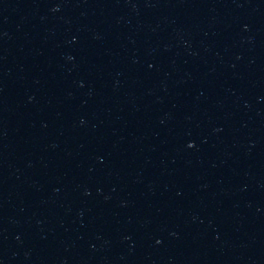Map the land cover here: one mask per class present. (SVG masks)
<instances>
[{"label": "water", "instance_id": "1", "mask_svg": "<svg viewBox=\"0 0 264 264\" xmlns=\"http://www.w3.org/2000/svg\"><path fill=\"white\" fill-rule=\"evenodd\" d=\"M0 264H115L63 237L0 224Z\"/></svg>", "mask_w": 264, "mask_h": 264}]
</instances>
